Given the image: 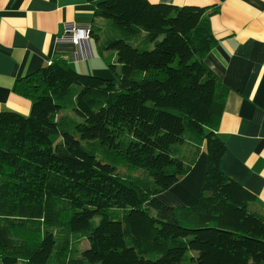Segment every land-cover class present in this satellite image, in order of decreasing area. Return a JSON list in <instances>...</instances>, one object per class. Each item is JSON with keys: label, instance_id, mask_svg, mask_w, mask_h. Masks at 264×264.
Listing matches in <instances>:
<instances>
[{"label": "trees", "instance_id": "1", "mask_svg": "<svg viewBox=\"0 0 264 264\" xmlns=\"http://www.w3.org/2000/svg\"><path fill=\"white\" fill-rule=\"evenodd\" d=\"M208 10L101 0L92 34L115 78L55 56L16 81L31 108L0 112V264H264L256 196L221 168ZM203 149L201 195L164 204Z\"/></svg>", "mask_w": 264, "mask_h": 264}, {"label": "crops", "instance_id": "2", "mask_svg": "<svg viewBox=\"0 0 264 264\" xmlns=\"http://www.w3.org/2000/svg\"><path fill=\"white\" fill-rule=\"evenodd\" d=\"M99 1L0 0V112L29 113L30 102L13 94L14 85L55 56L79 72L106 71L96 61L95 33L78 45L66 37L72 25H91L94 31ZM149 1L209 9L218 43L205 62L229 90L218 129L227 149L221 168L256 196L251 209L264 215V0ZM207 167L203 149L190 173L158 198L174 208L192 205L202 193Z\"/></svg>", "mask_w": 264, "mask_h": 264}, {"label": "built area", "instance_id": "3", "mask_svg": "<svg viewBox=\"0 0 264 264\" xmlns=\"http://www.w3.org/2000/svg\"><path fill=\"white\" fill-rule=\"evenodd\" d=\"M92 34V26H78V25H72L66 30V37L69 38V40L78 45L82 41L89 40ZM51 62L49 63V65Z\"/></svg>", "mask_w": 264, "mask_h": 264}, {"label": "rangeland", "instance_id": "4", "mask_svg": "<svg viewBox=\"0 0 264 264\" xmlns=\"http://www.w3.org/2000/svg\"><path fill=\"white\" fill-rule=\"evenodd\" d=\"M106 55L107 56H110L111 54L110 53H107ZM96 61L98 63V66L104 65V68H102V69H105L106 70L105 72L98 73V74H94V73H83V72H79L76 69H75V71L78 72V73H80V74L100 76L102 78H112V77L115 78L114 73L107 66V63L104 60V58H102L100 55H97L96 54ZM111 74H112V77H111ZM51 140H52L53 147L56 148L59 144L62 143L63 137L61 135H55V136H52V139ZM4 180H5V178L2 175H0V181H4Z\"/></svg>", "mask_w": 264, "mask_h": 264}]
</instances>
